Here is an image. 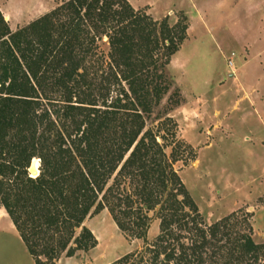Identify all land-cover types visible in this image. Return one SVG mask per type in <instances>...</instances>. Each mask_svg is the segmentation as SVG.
I'll use <instances>...</instances> for the list:
<instances>
[{"label": "trees", "instance_id": "trees-1", "mask_svg": "<svg viewBox=\"0 0 264 264\" xmlns=\"http://www.w3.org/2000/svg\"><path fill=\"white\" fill-rule=\"evenodd\" d=\"M186 36L187 25L158 23L128 0H68L16 31L0 9V205L35 264L94 248L84 221L105 208L144 241L114 264H260L249 220L206 224L173 165L183 143L169 156L146 125Z\"/></svg>", "mask_w": 264, "mask_h": 264}, {"label": "rangeland", "instance_id": "rangeland-1", "mask_svg": "<svg viewBox=\"0 0 264 264\" xmlns=\"http://www.w3.org/2000/svg\"><path fill=\"white\" fill-rule=\"evenodd\" d=\"M66 1L0 0V9L16 31ZM128 1L158 23L187 25L186 39L165 68L171 88L147 117V127L159 135L169 156L177 141L183 143L173 165L205 223L236 213L239 221L249 220L255 242L264 244V0ZM97 52L108 54L107 38L98 39ZM175 91L179 105L168 109ZM150 215L153 241L160 219L154 211ZM84 226L97 245L74 256L64 252L55 264H114L144 246L118 227L107 208L89 215ZM0 264H35L1 205Z\"/></svg>", "mask_w": 264, "mask_h": 264}]
</instances>
